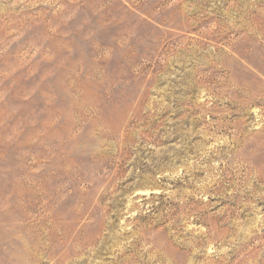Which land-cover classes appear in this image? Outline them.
Listing matches in <instances>:
<instances>
[{
    "label": "rangeland",
    "instance_id": "1",
    "mask_svg": "<svg viewBox=\"0 0 264 264\" xmlns=\"http://www.w3.org/2000/svg\"><path fill=\"white\" fill-rule=\"evenodd\" d=\"M0 264H264V0H0Z\"/></svg>",
    "mask_w": 264,
    "mask_h": 264
}]
</instances>
